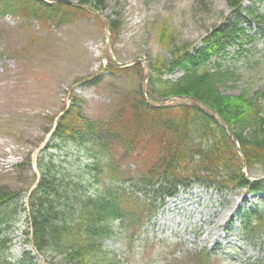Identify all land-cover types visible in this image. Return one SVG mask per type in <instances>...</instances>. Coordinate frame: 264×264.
<instances>
[{
	"label": "rangeland",
	"instance_id": "rangeland-1",
	"mask_svg": "<svg viewBox=\"0 0 264 264\" xmlns=\"http://www.w3.org/2000/svg\"><path fill=\"white\" fill-rule=\"evenodd\" d=\"M90 1L101 5L107 33L92 12L70 10V22L59 26L9 15L0 18V190H18L21 196L31 190L38 179L36 158L43 149L59 165L79 174L90 158L72 144L51 146L55 143L52 126L72 97H80V107L90 118L107 116L118 103L131 100L139 89L142 92L146 67H131L135 59L150 65L147 97L151 79L160 86L161 81L172 82L180 75L178 69L169 73L152 69L170 58L169 48L201 46L230 13L226 0ZM246 7L253 11L249 15L253 22L242 26L254 40L259 26L264 28V0H243L242 9ZM162 29L171 31L175 42L159 38ZM106 45L117 62L131 64L117 65L126 71L111 74L105 69ZM243 48L242 54L235 53V44L226 49L221 68L234 75L224 77L218 89L222 94L248 93L264 110V39L244 43ZM151 149L153 142L141 153L137 150L128 164ZM19 163L22 166L15 168ZM247 172L252 178H261L263 168L254 165ZM98 184L99 180L89 187L96 189ZM262 192L249 193L244 188L220 192L197 185L180 188L177 196L164 198V205L139 235H131L125 225L114 222L115 234L103 242L106 254L101 264H196L192 256L201 252L205 256L199 264H260L264 236L255 241L243 236L235 214L239 208L259 206L257 196ZM15 210L13 226L0 227L11 237L9 257L15 260L30 250L40 264H62L56 260L61 255H42L27 243L23 232L27 211L21 205Z\"/></svg>",
	"mask_w": 264,
	"mask_h": 264
},
{
	"label": "trees",
	"instance_id": "trees-1",
	"mask_svg": "<svg viewBox=\"0 0 264 264\" xmlns=\"http://www.w3.org/2000/svg\"><path fill=\"white\" fill-rule=\"evenodd\" d=\"M77 1L96 10L102 8L97 1ZM242 1L226 0L229 15L207 34L201 46L172 45L170 58L152 69L167 73L178 69L180 75L172 82L161 81L160 86L151 79L146 94L152 101L187 95L206 104L232 131L246 171L254 165L264 170V110L248 93L222 94L218 89L224 77L234 75L221 68L226 49L235 44V53L242 54L244 43L264 39L261 25L254 40L243 28L253 22L249 18L253 11L250 7L242 9ZM70 10L87 12L44 0H0V18L9 15L52 26L68 24ZM109 27L113 29L111 22ZM159 38L175 42L171 31L165 29L160 30ZM105 69L111 74L127 70L113 63H107ZM55 123L51 133L55 143L51 146L72 144L89 161L79 174H73L43 149L36 158L38 179L31 190L22 196L18 190H0V227L13 226L15 209L21 205L22 211H27L23 230L27 243L42 255H61L56 260L62 264H101L106 254L103 242L115 234L114 222L125 225L131 235H139L164 204V198L174 197L180 188L197 185L220 192L232 188H244L249 193L264 190V176L250 180L249 172L244 175L238 152L213 118L185 104L153 106L140 89L135 97L118 103L101 119L85 115L80 97L74 95ZM152 142L154 149L144 157L134 156L135 161L128 164L137 150L141 153ZM20 166L16 164L15 168ZM98 180L96 189L89 187ZM257 197L259 206L239 208L235 214L242 235L251 241L264 236V192ZM10 241L9 234L0 229V264H40L30 250L11 259ZM204 256L201 252L192 259L199 264ZM260 260L264 264V259Z\"/></svg>",
	"mask_w": 264,
	"mask_h": 264
},
{
	"label": "water",
	"instance_id": "water-1",
	"mask_svg": "<svg viewBox=\"0 0 264 264\" xmlns=\"http://www.w3.org/2000/svg\"><path fill=\"white\" fill-rule=\"evenodd\" d=\"M44 1L50 2V3L62 2V3L68 4V5H72L75 7L82 8V9L89 11V12H92L94 14H97L104 24V28L106 30L105 33H107V30H108L107 18L102 13H100V11L92 9L89 5L81 4L77 0H44ZM106 35H108V34H106ZM103 56L106 58V62H113L114 64H117L120 67L131 65L129 63L117 62L111 56L109 45H106V48L103 50ZM131 63L132 64L133 63H140L146 67V72L144 74V82L142 85V92L144 93L146 87L148 86L147 81H148L149 73H150V65L146 61H142L141 59H135ZM143 95L145 96V93ZM145 99L151 105L156 106V107L177 106V105H184V104L189 105V106L199 110L200 112L210 116L211 118H213L215 120V122H217V124L227 133V135L229 136V138H230L231 142L233 143L235 149L239 153L241 161L243 163L242 171L246 175L245 166H244V158H243L242 153L240 152L238 142L236 141L235 137L233 136L230 128L226 125V123L223 121V119L220 117V115L215 110H213L212 108H210L206 104L200 102L195 97L187 96V95L170 96V97H166V98H161L158 101H152L148 97H145ZM263 174H264V170H263Z\"/></svg>",
	"mask_w": 264,
	"mask_h": 264
}]
</instances>
